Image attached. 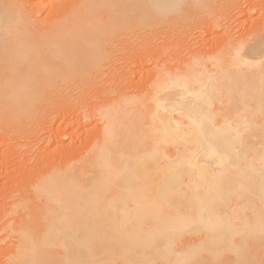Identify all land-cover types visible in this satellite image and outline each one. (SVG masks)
<instances>
[{
    "label": "bare ground",
    "instance_id": "obj_1",
    "mask_svg": "<svg viewBox=\"0 0 264 264\" xmlns=\"http://www.w3.org/2000/svg\"><path fill=\"white\" fill-rule=\"evenodd\" d=\"M42 1L0 0V140L87 144L5 196L0 264H264V0Z\"/></svg>",
    "mask_w": 264,
    "mask_h": 264
},
{
    "label": "rangeland",
    "instance_id": "obj_2",
    "mask_svg": "<svg viewBox=\"0 0 264 264\" xmlns=\"http://www.w3.org/2000/svg\"><path fill=\"white\" fill-rule=\"evenodd\" d=\"M47 1L48 0H43L42 3L43 2L44 3H47ZM61 1H63V0H61ZM61 1L59 0L58 3H60ZM62 3L63 2H61L60 4H58L59 6L58 5H56V6L57 7H60V5ZM245 9H246V7H245ZM256 12L258 13V11H255L254 13H252L251 19H248L249 23L247 22L244 25H239L238 21H242L241 19H238V20L236 19L237 21L235 20L234 23L232 22L233 23L232 25L234 27L236 26L235 24L238 23V25H237L238 28L237 29H236V27L234 28V30L236 29L235 32H237L235 35H240L243 32H249V31L253 30L259 24L258 22H260L263 17H262V15L259 16V14H257ZM211 13L212 12H210V14ZM45 14H46V12H41L40 14H37L36 17L38 19H41V17L43 18L45 16ZM204 19H205V16H201L198 20L202 22ZM252 22H254L253 29L251 27V23ZM255 22L258 23V24L256 25ZM239 27H242L243 30H241V28L239 29ZM247 27H249V28L247 29ZM239 30H241L242 32L239 31ZM220 35H221V31L218 30V32L216 34L212 35V37H209V35L207 37H204V40L205 39L207 40L204 43V47L206 48V51H211V50H213L218 45V43L220 42L219 41V39H220L219 36ZM215 36H216V39H215ZM214 40H215V42H214ZM129 41H130V38H128V42ZM143 42L144 41H139V43H143ZM213 42H214V45H213ZM155 44H156V46H154V50L155 51H159L160 48L164 46V43L163 42H158V43L155 42ZM206 44L207 45L210 44V46L212 44L210 50L207 49V48H210V46L207 47ZM155 51H154V53H155ZM129 64H127V65L129 66ZM144 64H143V67H141V68H143L142 70L139 68V66H135V67H137L139 69L138 71L141 72V73H138L139 76L137 75V77H135L133 79L134 81L135 80L137 81V79H139L138 80L139 83L137 82L138 83L137 86H139V87L143 85L142 83H144L145 81L148 80V77H149L148 76L149 75V72L148 71L152 69V64L153 63H152V61H149V62L147 61ZM128 66H126V67L128 68ZM135 67L134 68H131L130 69V72L128 71L129 74L132 75V76H133V74H135V71H137V68H135ZM146 73H148V74H146ZM140 83H141V85H140ZM134 86H136V85H134ZM94 92L95 91H92L91 94H94ZM96 97L97 96H94V99L93 100H95ZM69 119H70L69 118V115H67V116L66 115L65 116H62L61 115V117L59 116L58 119L56 118V120H54V121L51 120L50 125L48 127H46V129L48 128L47 131L45 130V132H43V134H41V136H40V139H42L43 137H45V138H43L42 140L39 141V143H37V146L34 147L32 154H30V153L29 154H24V152L26 151L24 148H21L19 150L16 149V151H15V148L13 149L9 145L10 142L8 141V139L0 140V208L4 205V202H7V201H5L6 200V197L5 196H8L9 193L12 190H17L18 187L19 188H22L23 186H25V184H28L30 182L29 180L32 179V176L35 175V173L37 171L41 170L40 168H35V166H34L35 163H36V159L38 158L39 154L41 156L40 157V160H42V162H46L47 161V163L48 162H50V163L51 162L52 163L54 162V163H57L58 164L59 162H64L65 160L70 159L72 157L74 158L78 154H81V153L84 152V148H85V146L87 144L85 142V140L80 143L81 144L80 148H78V147L75 148L76 145L74 146L68 140L69 138H67V137L66 138H62L64 140V145L58 147L57 140L60 139V137H61L60 135L63 133L62 131H63V128H64V124H69V122L71 123V121H68ZM59 122H62V124H60ZM59 124H60V126L61 125L62 126L60 127ZM57 128H58V130H57ZM59 129L60 130L62 129V130L60 131ZM2 152H4V154ZM36 155H37V158H36ZM29 160H31V161H29ZM13 165H14V168H13ZM26 168H27V170H26ZM33 170H34V172H33ZM5 171H7L8 173L7 172L5 173ZM21 173H23V174L21 175ZM27 178H28V180H27ZM27 181H28V183H27ZM22 182H23L24 185L22 184ZM20 185L21 186L23 185V186L21 187ZM6 242H5V244H6ZM2 246L4 247L5 245L3 244ZM0 251H2V253L0 252V254H3L4 250H1L0 249Z\"/></svg>",
    "mask_w": 264,
    "mask_h": 264
}]
</instances>
